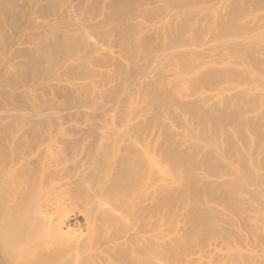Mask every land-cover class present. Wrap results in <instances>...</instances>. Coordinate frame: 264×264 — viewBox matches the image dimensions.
Here are the masks:
<instances>
[{
    "label": "bare ground",
    "instance_id": "1",
    "mask_svg": "<svg viewBox=\"0 0 264 264\" xmlns=\"http://www.w3.org/2000/svg\"><path fill=\"white\" fill-rule=\"evenodd\" d=\"M0 264H264V0H0Z\"/></svg>",
    "mask_w": 264,
    "mask_h": 264
}]
</instances>
